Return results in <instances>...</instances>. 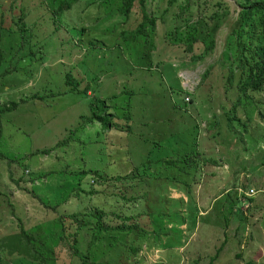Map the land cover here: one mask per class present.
Returning a JSON list of instances; mask_svg holds the SVG:
<instances>
[{"label": "rangeland", "instance_id": "obj_1", "mask_svg": "<svg viewBox=\"0 0 264 264\" xmlns=\"http://www.w3.org/2000/svg\"><path fill=\"white\" fill-rule=\"evenodd\" d=\"M168 1L160 0L159 8H153L164 24L162 32L168 34L179 28L185 37L189 29L184 23L188 21L191 27L200 15L202 20L194 27L214 41L212 50L202 51L204 58L189 63V56L180 54L179 60L173 61L163 51L150 57L141 43L144 35L133 45L121 41L127 27L120 24L103 33L92 31L91 38H83L94 42L93 50L77 42H70V49L58 46L55 40L62 36L58 32L54 42L32 46L36 59L32 62L27 61V54L35 42L24 30L18 52L22 58L2 63L4 69L20 70L0 80L7 86L0 91V152L5 156L0 159V242H7L24 227V234L34 238L32 244L40 257L31 261L22 255L6 254L1 263L82 264L66 245L55 244L57 235L53 233L60 235L59 227L62 229L61 224L55 227L58 219L71 214L86 216L95 209L108 215L123 214L126 209L131 215L140 211L147 216L140 214L129 221L138 229L128 236L115 234L112 245L108 238L98 237L88 250L87 227L76 236L79 252L84 255L87 250L90 254L88 264H264V124L257 123V112L249 103L250 120L241 108L237 117L248 128L254 125L258 141H252L251 132L245 134L235 122L228 125L226 119L237 99V89L227 88L223 61L225 55L233 56L241 31L238 3L177 0L169 6ZM38 2L24 3L30 9L23 10L28 14L25 23L37 28L39 36L49 35L53 26L45 22L51 21L52 14ZM185 2L191 10L183 11L177 19ZM109 5L112 7L113 1ZM35 6L38 8L32 11ZM8 7L0 5V19L6 28L14 30L16 25L10 19L16 22L19 14L13 9L11 15ZM70 12L63 13L65 23L77 21L69 19ZM88 13H92L91 8L79 12L78 22L82 23ZM214 13L217 15L212 18ZM33 18L43 26L31 22ZM195 45L194 53L198 54L201 46ZM231 61L228 56V63ZM80 65L90 68V77L82 73ZM209 66V74L202 79ZM83 78H87L86 84L91 83L98 98L84 96ZM181 89H195L192 104L184 103L187 96L183 99ZM35 94L43 101L20 103ZM10 101L19 103L17 108L2 111L4 103ZM91 102L99 110L103 103L110 109L114 103L116 108L126 104L132 113L130 132L112 130L96 136L97 123L83 128L81 116L88 114ZM194 144L202 155L216 161L201 164L195 178L141 179V172L136 171L144 164L154 167L151 161L172 157L176 150L185 154ZM81 169L96 172L103 183L89 172L78 177ZM175 170L173 167L170 171L174 178ZM191 182L190 193L185 185ZM84 216L82 220L86 221ZM103 220L119 223L115 217ZM154 232L157 236H151ZM149 238L153 242L147 243Z\"/></svg>", "mask_w": 264, "mask_h": 264}, {"label": "trees", "instance_id": "obj_2", "mask_svg": "<svg viewBox=\"0 0 264 264\" xmlns=\"http://www.w3.org/2000/svg\"><path fill=\"white\" fill-rule=\"evenodd\" d=\"M33 1H39L37 5L42 4V9H46L48 13L51 12V21L47 20L45 22L47 26H53L51 33L49 35L44 34L39 36V31L37 28L33 27L31 24L25 23L28 14L27 12H23V10L30 11V9H26L24 6L26 0H3L0 2V5H9L8 8L10 12L8 13L11 15L14 14L13 9H16L19 14L16 22H14L13 17L10 19V21L16 25L14 30L6 28L4 26L3 19H0V69L1 67L3 68L2 63L8 59L20 60L22 58V55H18V52L20 51V48H22L20 38L25 32L24 30L29 33V37L33 38L35 42L29 46L30 51L27 54L28 62L36 60L34 53L31 50L32 46L40 45L44 42L48 44L51 43V41L56 38L55 35L58 32H61L62 34L60 39L57 38L55 40V42L58 43V46H65L70 49V42L73 44H76L77 42L79 46L85 44L88 46V49L93 50L95 47L94 42L90 41V38L93 34L92 31H99L103 33L106 30L115 29L120 24L127 27V29L121 33V41H127V43H131V45H133L135 43H139L140 36L144 35V42L141 40L140 41L144 51L148 52L150 57L151 54L153 56L163 51L167 59L173 57V61H178V58L187 54V56H189L188 62L194 63L195 61L204 58L202 51L204 53L206 50H212L214 47V41L209 36L201 34L199 32L200 30L198 31L194 27L197 26V24L202 20L199 19L201 17L200 15H198L194 24L191 23V27L188 24V21L184 23L185 28L189 29L185 37H183V32L179 28L172 29L170 32H168V34L164 31L162 32L161 29L165 28L164 24L160 17L156 18L155 13L153 12V8H159L158 1L160 0H48L50 5L46 4L47 2L44 0ZM112 1L113 6L111 7L109 4L112 3ZM175 1L178 2L179 0H170L168 1V5H172ZM235 2L238 3L237 6L239 11L237 14L238 21L241 24V31H239L236 36L235 45L232 50L233 56L228 55L232 58V61L228 63V56L225 55L223 62L227 68V88L229 89L230 87L235 86L237 89V99L235 100L234 105L229 107L231 109L228 110L226 119L228 125L231 126V124L235 122L237 126L242 128L245 134L251 132L249 133V138L252 141H258L260 136L257 138L258 133H255V129L252 128L254 125H252L251 128H248L245 121L243 122L238 119L237 111L241 108L242 112L247 117V121H249L250 117L247 116L246 107V104L249 103L257 112V117L259 118L257 123L264 124V0H235ZM77 3H80V5L72 8ZM183 5L185 7L184 9L180 10L179 17H177V19H179L185 11L191 10L192 6H189L186 4V2ZM17 6H19L18 9ZM37 8L38 6H35L32 11H35ZM89 8L92 9V13L84 15L82 23L78 22L79 12H87ZM69 10H71L70 14H68L69 19L76 18L77 21L75 23H65V15H63V13ZM103 12H105V15ZM164 12L165 11H162L161 14ZM103 15L105 17L104 21L102 20ZM216 15L217 13H214L211 16L214 18ZM31 22H35L37 25L43 26L38 18H33V21ZM84 23H87V25H84ZM88 36H90L88 40H83V38ZM147 38H149V43ZM14 39L18 40V43L16 42L14 44ZM52 42H54V40ZM197 43L199 46H201V52L195 54L194 48L196 46L195 44ZM120 44H123V42ZM180 54L182 55L180 56ZM129 55L133 56V53L130 52ZM150 62L152 63V60ZM159 62H161V60H158V63ZM80 67L83 69L82 73H84L86 77H90V68H88L86 65H80ZM210 68L211 66H209L207 70H205L201 75L202 79L209 74L208 71ZM19 70L20 67L6 69L3 68L2 71H0V80L7 75L18 73ZM65 77L67 80H70V75L66 74ZM81 81H84L86 84L87 78H83ZM90 84L91 83L89 82L86 84V86H83L81 92H83L85 97H89L90 99L94 100L98 97L94 96V90H91ZM80 85H82V82L78 83L79 87H81ZM199 85L201 84L199 83ZM5 87L7 86L3 85L2 88H0V91H2ZM74 89L75 88L73 87V90ZM194 90L195 89L189 92L187 89H181L183 99L185 96H187L186 101L184 99L185 104L193 103L192 94ZM114 97L115 96L112 98ZM29 99L43 101L44 98L38 94H35L27 97V99H22L20 103L26 102ZM18 104L19 103L14 101L4 103L2 111L16 109ZM117 106V103H114L113 105L111 104L112 109H110L109 105L103 103V107L101 110H99L97 105H95L94 102H91L90 109H88V114L81 116L82 120L85 121V124H83L82 127H90L91 125H96L97 123V128L95 127L94 129V131L98 130L95 133L96 136L105 134V132H110L112 130L129 133L130 123L132 122L131 108H128V106L123 103L119 105V108H116ZM182 153L183 151L180 152L179 150H176L174 156L172 157L167 156L165 159L161 158L157 159L156 161H151L155 165L154 167H151L152 163H150L144 164L145 166L143 168L137 167V169H134L141 172V179H178V176H180L182 179H188L195 178L196 175H198L201 164L206 162L216 163L212 157L202 155L198 151V148L195 146V144L191 151H187L185 154ZM0 159H5V156L1 152ZM149 162L150 160L146 161V163ZM149 166L152 169H150ZM173 167L176 169V178H174L170 172ZM167 171H169V173H167ZM88 172L91 173L99 183H103V178L97 175L96 172L85 171L81 169L76 174L79 177ZM11 176L12 174L10 173V179ZM116 179L123 180L126 179V177H116ZM193 184L194 182L187 183L185 185L187 192L191 193L189 186H192ZM122 200L128 203L124 196L122 197ZM123 212V214L112 213L108 215L102 210L95 209L86 213V216L82 214H71L67 217L59 218L58 223L55 224V227L56 225L60 226L61 224L62 229L59 227L60 235L57 234V231H54L53 233L57 235L55 244L60 243L66 245L68 249L73 252V256H77L82 264H88L87 259L89 258L90 254L87 250H85L86 252L84 255L79 252L77 248L76 236H79V234L83 231V228L87 227V230L89 231V241L87 244L88 250L93 245V243L97 241L98 237L108 238L110 244L112 245L116 240L115 234H123L128 236L138 229V227L134 225L136 224L135 222L128 224L129 221L136 219V217L140 214L141 215L139 217L147 216L146 213L140 211H137L132 215L130 214V210L123 209ZM82 216L87 217V220H82ZM107 216L117 218L119 223L117 225L106 223L103 219ZM67 221H69V224L68 226H65ZM165 221L167 222L166 219ZM152 234L157 236L158 233H151V236ZM111 239L113 241H111ZM151 242L153 241H151V238H149L147 243ZM32 243H34V238H31L29 235L26 236L24 234V227H21L19 234H13L11 237H9L7 242H0V264H3L1 263V258L6 254H16L18 256L22 255L31 261H36L40 256H37L39 252L36 250V248H34Z\"/></svg>", "mask_w": 264, "mask_h": 264}, {"label": "crops", "instance_id": "obj_3", "mask_svg": "<svg viewBox=\"0 0 264 264\" xmlns=\"http://www.w3.org/2000/svg\"><path fill=\"white\" fill-rule=\"evenodd\" d=\"M167 250V249H166Z\"/></svg>", "mask_w": 264, "mask_h": 264}]
</instances>
